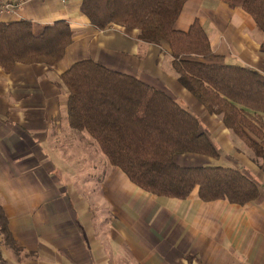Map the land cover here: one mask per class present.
<instances>
[{
  "label": "crops",
  "instance_id": "0c3cea01",
  "mask_svg": "<svg viewBox=\"0 0 264 264\" xmlns=\"http://www.w3.org/2000/svg\"><path fill=\"white\" fill-rule=\"evenodd\" d=\"M82 0H30L0 21L67 20L73 42L53 67H0V203L16 245L0 233V264H264L263 159L178 79L166 42L138 29H96ZM204 26L215 54L264 74V33L253 17L222 0H188L175 23ZM92 59L169 92L196 114L218 158L182 154L183 166L238 168L260 186L246 205L158 196L113 166L86 131L73 128L61 75Z\"/></svg>",
  "mask_w": 264,
  "mask_h": 264
},
{
  "label": "trees",
  "instance_id": "16d2710c",
  "mask_svg": "<svg viewBox=\"0 0 264 264\" xmlns=\"http://www.w3.org/2000/svg\"><path fill=\"white\" fill-rule=\"evenodd\" d=\"M187 1L82 0L80 11L98 30L117 25L138 29L142 40L168 43L179 82L264 161V74L221 61L199 19L187 31L176 29ZM222 1L249 13L264 33V0ZM73 33L67 20L0 21V67L6 73L17 63L53 67L65 56ZM61 80L68 91L70 125L88 132L110 163L147 192L186 199L198 188L203 201L239 205L259 197V184L241 169L176 161L186 153L218 158L220 152L199 117L169 92L92 59L72 64ZM0 233L16 245L1 203Z\"/></svg>",
  "mask_w": 264,
  "mask_h": 264
},
{
  "label": "built area",
  "instance_id": "2783aa9c",
  "mask_svg": "<svg viewBox=\"0 0 264 264\" xmlns=\"http://www.w3.org/2000/svg\"><path fill=\"white\" fill-rule=\"evenodd\" d=\"M30 0H0V16L12 12L15 8L23 6ZM66 2L67 0H60Z\"/></svg>",
  "mask_w": 264,
  "mask_h": 264
}]
</instances>
